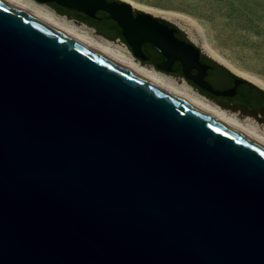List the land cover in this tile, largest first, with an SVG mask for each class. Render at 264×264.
<instances>
[{
  "label": "water",
  "instance_id": "obj_1",
  "mask_svg": "<svg viewBox=\"0 0 264 264\" xmlns=\"http://www.w3.org/2000/svg\"><path fill=\"white\" fill-rule=\"evenodd\" d=\"M35 1L105 11L162 72L202 51L125 1ZM0 264H264V146L0 0Z\"/></svg>",
  "mask_w": 264,
  "mask_h": 264
},
{
  "label": "rangeland",
  "instance_id": "obj_2",
  "mask_svg": "<svg viewBox=\"0 0 264 264\" xmlns=\"http://www.w3.org/2000/svg\"><path fill=\"white\" fill-rule=\"evenodd\" d=\"M127 1L131 2L133 10H141L173 23L206 56L264 91V0ZM104 38L127 46L117 38ZM227 109L236 112L242 119L250 117L264 126V122H259L253 115L241 117L240 110Z\"/></svg>",
  "mask_w": 264,
  "mask_h": 264
},
{
  "label": "bare ground",
  "instance_id": "obj_3",
  "mask_svg": "<svg viewBox=\"0 0 264 264\" xmlns=\"http://www.w3.org/2000/svg\"><path fill=\"white\" fill-rule=\"evenodd\" d=\"M26 12L46 25L84 44L88 48L109 58L118 65L132 71L147 81L181 98L192 106L228 125L250 139L264 146V126L253 118L242 119L236 112L222 107L218 103L200 94L184 81L159 71L148 64H142L124 44L110 41L95 34L92 28L79 25L53 8L35 0H3ZM131 6V2L125 0ZM260 84V83H259Z\"/></svg>",
  "mask_w": 264,
  "mask_h": 264
},
{
  "label": "flooded vegetation",
  "instance_id": "obj_4",
  "mask_svg": "<svg viewBox=\"0 0 264 264\" xmlns=\"http://www.w3.org/2000/svg\"><path fill=\"white\" fill-rule=\"evenodd\" d=\"M48 5L53 9L55 7V3L53 2L48 3ZM61 11L66 17L68 16L76 20V22L84 23L92 28L95 33L104 37L116 38L114 37L115 35H120L122 37L120 26L103 10H97L93 16H88L79 11L67 8H63ZM168 26L176 28L174 31L176 37L180 40L188 41L186 36L182 34L177 27L170 24H168ZM117 38L120 39V37ZM141 47L145 56V59L141 60L142 63L156 65L165 60L164 55L149 43H143ZM169 68V71L163 72L186 82L200 94L214 99L216 103L227 108L238 109L250 114L255 113L254 107L244 104V101L252 100L257 102L259 101L260 93L243 79H237V77L232 75L225 67L206 56L202 51L199 53L198 60L192 58L183 65L180 60L175 59L169 65ZM202 83L209 84L213 89L219 90L232 88L236 85V92L233 95H215L208 92L202 86ZM261 111L262 110H260V112Z\"/></svg>",
  "mask_w": 264,
  "mask_h": 264
},
{
  "label": "trees",
  "instance_id": "obj_5",
  "mask_svg": "<svg viewBox=\"0 0 264 264\" xmlns=\"http://www.w3.org/2000/svg\"><path fill=\"white\" fill-rule=\"evenodd\" d=\"M54 9L58 12V13H62V9H63V7H61V6H59V5H57V4H55V7H54ZM160 19V21L161 22H163V23H166V24H170V25H172V26H175L176 27V25H174L173 23H171V22H169L168 20H166V19H164V18H159ZM178 28V27H177ZM179 29V28H178ZM180 30V29H179ZM180 32L183 34V32L180 30ZM114 37H120V40H123L124 41V39L120 36V35H115ZM125 42V41H124ZM249 85L250 86H253V88L255 89L256 87H254V85H252L251 83H249ZM259 90V92H260V94H262V96L264 97V91L262 90V89H258ZM244 104H246V105H250V106H253V107H256V103H255V101H252V100H246V101H244Z\"/></svg>",
  "mask_w": 264,
  "mask_h": 264
},
{
  "label": "built area",
  "instance_id": "obj_6",
  "mask_svg": "<svg viewBox=\"0 0 264 264\" xmlns=\"http://www.w3.org/2000/svg\"><path fill=\"white\" fill-rule=\"evenodd\" d=\"M117 40L120 41V39H118V38H117ZM122 44H124V43H122Z\"/></svg>",
  "mask_w": 264,
  "mask_h": 264
}]
</instances>
